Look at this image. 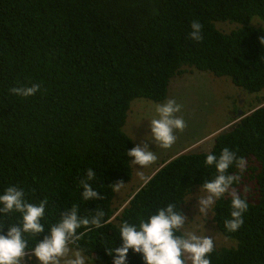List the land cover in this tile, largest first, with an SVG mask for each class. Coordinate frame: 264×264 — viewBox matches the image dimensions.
Instances as JSON below:
<instances>
[{
    "label": "trees",
    "instance_id": "obj_1",
    "mask_svg": "<svg viewBox=\"0 0 264 264\" xmlns=\"http://www.w3.org/2000/svg\"><path fill=\"white\" fill-rule=\"evenodd\" d=\"M253 17L264 21V0H0V191L16 185L31 203L47 196L49 222L74 204L84 215L104 208L112 222L81 243L111 264L100 243L118 241L120 220L200 188L214 175L204 155L227 146L246 157L253 185L242 193L249 210L235 233L223 225L230 198L218 202L214 225L234 244L215 247L212 264H264V103L217 133L208 152L163 161L121 209L107 186L132 175L127 150L134 143L122 128L133 99L163 101L187 67L226 76L247 93L264 88V27L250 25ZM194 20L203 25L201 42L189 39ZM31 84H40L34 96L10 92ZM89 167L104 200L80 198ZM18 218L9 213L2 222ZM129 264L143 262L130 251Z\"/></svg>",
    "mask_w": 264,
    "mask_h": 264
},
{
    "label": "clouds",
    "instance_id": "obj_2",
    "mask_svg": "<svg viewBox=\"0 0 264 264\" xmlns=\"http://www.w3.org/2000/svg\"><path fill=\"white\" fill-rule=\"evenodd\" d=\"M189 39L194 42L203 40V25L194 20L190 25ZM40 91V84L13 87L14 96L28 98ZM182 105L175 99L157 105L156 117L149 121L146 141L135 144L127 150V156L133 158L130 163L143 169L157 160L156 151L150 147L154 142L158 148L169 149L176 142L175 132L186 127L185 120L176 114ZM204 166L214 169L211 180L205 181L195 198L198 204V216L207 220L209 214L214 221L218 202L230 198L228 217L223 219L224 229L235 233L244 224V216L249 210V197L239 191L244 174L247 172L246 157L237 154V150L222 147L217 153L209 151L204 155ZM147 184L151 177L144 179ZM97 174L89 167L79 180L82 201L104 200L105 196L94 187ZM123 183L107 185L118 192ZM104 187L103 184L100 185ZM248 190L245 188L244 192ZM192 198L190 192L181 194L179 202L173 199L135 220H120L118 241L105 240L100 244L111 257V264H129V252L139 255L143 264H212L215 251L213 234L195 219L180 210L181 202ZM49 199L47 196L38 203L26 199L25 190L10 185L0 191V264H24L31 251L36 264H97L93 251L81 241L93 231H99L112 222L104 208H98L91 214H81L79 205L74 204L55 222L48 221ZM19 213L14 223L4 224L2 218L9 213ZM47 225V226H46ZM42 235L41 239H35ZM32 241V243H30ZM117 242L119 246L117 245Z\"/></svg>",
    "mask_w": 264,
    "mask_h": 264
},
{
    "label": "rangeland",
    "instance_id": "obj_3",
    "mask_svg": "<svg viewBox=\"0 0 264 264\" xmlns=\"http://www.w3.org/2000/svg\"><path fill=\"white\" fill-rule=\"evenodd\" d=\"M215 25L225 31L236 27L235 24L226 22H215ZM250 25L264 27V21L253 17ZM169 99H175L182 105L181 111L176 115L185 120L186 127L182 131L175 132L176 142L169 149L158 148L154 142H150V147L156 151L157 155V160L153 164L143 169H137L140 166L130 163L132 169L130 179L122 182L124 185L118 192H114L112 202L117 208L121 209L127 204L129 195L143 184L141 172L143 178L147 179L163 161L180 153L208 152L213 146L217 133L230 128L242 114L248 113L264 103V88L258 92L247 93L235 86L226 76L218 77L207 71L187 67L181 74L171 79L167 96L163 101L157 102L146 98H135L131 101L122 129L131 137L134 146L146 142L143 137L149 130V121L157 115L156 106L166 103ZM239 110L241 115H237ZM251 172V169L247 168L243 183L238 189L244 194L249 192L253 185L249 177ZM245 188L248 190L247 192H244ZM199 189V187H195L191 190L192 198L183 203L182 211L190 220L195 219L197 224L201 226L205 224L206 230L214 236L216 247L233 245L232 239L225 237L216 229L211 214L206 221L196 217L198 216V204L195 196ZM96 261L97 264H105L101 260L96 259ZM24 264H36L31 252H28Z\"/></svg>",
    "mask_w": 264,
    "mask_h": 264
},
{
    "label": "water",
    "instance_id": "obj_4",
    "mask_svg": "<svg viewBox=\"0 0 264 264\" xmlns=\"http://www.w3.org/2000/svg\"><path fill=\"white\" fill-rule=\"evenodd\" d=\"M237 115H241V111H240V110L237 112ZM152 174H153V173H152ZM152 174H151V175H152ZM151 175H150V176H151ZM150 176H149V177H150ZM149 177H148V178H149Z\"/></svg>",
    "mask_w": 264,
    "mask_h": 264
}]
</instances>
